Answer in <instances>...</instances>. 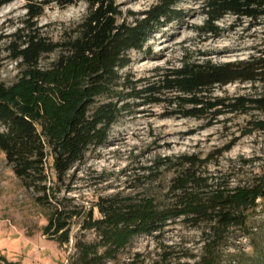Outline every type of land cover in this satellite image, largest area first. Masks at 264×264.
<instances>
[{
    "label": "trees",
    "instance_id": "16d2710c",
    "mask_svg": "<svg viewBox=\"0 0 264 264\" xmlns=\"http://www.w3.org/2000/svg\"><path fill=\"white\" fill-rule=\"evenodd\" d=\"M11 1L0 0V8ZM78 1L86 2V12L57 39L41 30L37 20L47 6ZM180 1L157 0L141 12L131 11L129 19L122 17L116 0H24L25 24L10 40L20 72L11 84L0 82V149L22 183L34 190L36 203L45 208L43 233L61 245L73 240V251L63 264H118L137 235L161 231L179 216L192 225L206 224L203 252L195 264H215L218 242L227 229L247 225L248 210L264 198V167L230 184L224 175L202 169L212 153L204 158L179 155L163 202L146 192H114L100 195L88 207L75 202L70 189L63 187L69 170L108 139L133 103H164L170 115L206 118L208 125L221 114L249 113L243 134L264 133V49L222 62L184 60L157 67L147 77L134 78V72L125 69L133 60L132 50L150 51L145 48L150 35L182 16ZM203 10L206 18L200 28L219 33L216 21L228 13L254 22L264 19V0H206ZM52 52L54 59L42 65V57ZM234 81L250 82L253 90L236 95L216 92L218 86ZM50 155L54 177L47 169ZM165 159L170 157L162 158V164ZM77 223L82 231L73 237ZM87 230L94 231V239L86 238ZM170 255L165 250L162 257ZM127 257V264H137L140 252Z\"/></svg>",
    "mask_w": 264,
    "mask_h": 264
},
{
    "label": "rangeland",
    "instance_id": "374dc122",
    "mask_svg": "<svg viewBox=\"0 0 264 264\" xmlns=\"http://www.w3.org/2000/svg\"><path fill=\"white\" fill-rule=\"evenodd\" d=\"M122 17L129 19L131 11H143L157 0H116ZM206 0H181L177 7L181 17L162 25L153 32L145 45L150 51L132 50L133 60L125 69L134 78L152 76L157 67L180 65L184 60L210 58L216 62L246 58L264 49V19L251 21L228 13L216 21L219 33L205 32ZM87 10L84 1L67 6L51 4L39 17L41 30L57 39L65 27L79 21ZM24 0H13L0 8V82L11 84L20 67L12 58L10 40L23 24ZM56 52L45 54L42 65L54 59ZM250 82L234 81L218 86L216 92L236 95L251 92ZM249 113H225L213 124L206 118L170 115L164 103L132 104L110 130L108 139L90 149L83 161L76 163L63 183L75 202L91 206L100 195L114 192L137 194L146 192L161 202L167 200V189L175 173L179 155L197 154L204 158L212 153L209 163L202 167L208 174L224 175L230 184L252 176L264 167V133L255 130L243 134ZM234 137H239L230 149L218 154ZM166 162L162 164V158ZM53 157L47 169L54 177ZM161 163L160 166L156 164ZM152 166V167H148ZM34 190L27 188L8 164L0 149V264H63L73 251V240L61 245L43 233L47 221L45 208L36 203ZM245 226L227 229L216 248L215 264H250L264 261V198L249 210ZM95 215H99L97 207ZM202 225H192L183 216L172 219L161 231L137 235L123 250L118 264H127L128 255L140 252L137 264H195L203 252ZM73 227V237L80 233ZM86 238L94 239L87 230ZM171 252L167 259L163 252Z\"/></svg>",
    "mask_w": 264,
    "mask_h": 264
}]
</instances>
